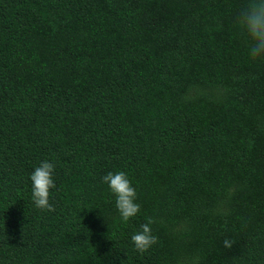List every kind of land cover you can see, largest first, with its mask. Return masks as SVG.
Returning a JSON list of instances; mask_svg holds the SVG:
<instances>
[{"label": "trees", "instance_id": "trees-1", "mask_svg": "<svg viewBox=\"0 0 264 264\" xmlns=\"http://www.w3.org/2000/svg\"><path fill=\"white\" fill-rule=\"evenodd\" d=\"M245 3L0 0V264H264V59L235 23ZM45 159L52 211L30 200ZM117 170L140 204L126 223L100 180Z\"/></svg>", "mask_w": 264, "mask_h": 264}, {"label": "clouds", "instance_id": "clouds-1", "mask_svg": "<svg viewBox=\"0 0 264 264\" xmlns=\"http://www.w3.org/2000/svg\"><path fill=\"white\" fill-rule=\"evenodd\" d=\"M236 25L243 30L248 44V56L251 60L264 59V0H246L244 7L239 11L235 19ZM54 164L49 160H41L29 174L30 200L35 208L52 211L53 206L49 202L50 189L55 187ZM101 183L107 185L108 191L114 197V207L121 223H126L135 217L140 211L137 202V192L127 174L123 171H108L101 178ZM154 219L147 217L134 231L129 239L131 246L140 253L147 251L156 242L157 237L153 234L152 225ZM233 241L225 237L222 245L230 248Z\"/></svg>", "mask_w": 264, "mask_h": 264}]
</instances>
